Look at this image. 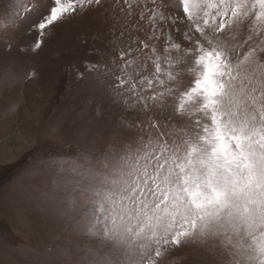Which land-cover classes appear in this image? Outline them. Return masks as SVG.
<instances>
[{
	"label": "snow or ice",
	"instance_id": "obj_1",
	"mask_svg": "<svg viewBox=\"0 0 264 264\" xmlns=\"http://www.w3.org/2000/svg\"><path fill=\"white\" fill-rule=\"evenodd\" d=\"M101 3L35 0L33 50ZM123 4L110 60L85 67L132 118L127 135L57 166L50 198L88 241L60 264H166L190 243L216 264H264V0Z\"/></svg>",
	"mask_w": 264,
	"mask_h": 264
},
{
	"label": "rangeland",
	"instance_id": "obj_2",
	"mask_svg": "<svg viewBox=\"0 0 264 264\" xmlns=\"http://www.w3.org/2000/svg\"><path fill=\"white\" fill-rule=\"evenodd\" d=\"M34 3L0 0V264H60L62 253L88 242L62 217L71 209L50 198L57 166L127 135L119 124L132 118L85 67L110 60L123 0H102L57 24L39 50L30 31L38 14L25 12ZM176 256L184 257L179 264H216L194 243L172 249L166 264H177Z\"/></svg>",
	"mask_w": 264,
	"mask_h": 264
}]
</instances>
